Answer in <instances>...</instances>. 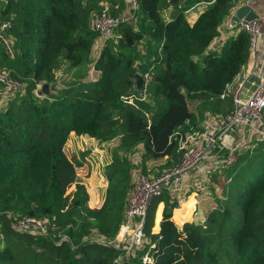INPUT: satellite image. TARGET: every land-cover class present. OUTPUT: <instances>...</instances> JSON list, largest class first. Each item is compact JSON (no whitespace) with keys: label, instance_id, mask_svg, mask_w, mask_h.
Instances as JSON below:
<instances>
[{"label":"trees","instance_id":"1","mask_svg":"<svg viewBox=\"0 0 264 264\" xmlns=\"http://www.w3.org/2000/svg\"><path fill=\"white\" fill-rule=\"evenodd\" d=\"M201 1L138 0L132 9L126 0H0V24H10L0 72L23 84L7 91L0 82V264H114L125 251L95 239H115L137 177L177 166L181 136L208 115L233 112L229 85L250 60L251 37L232 27L218 41L240 0H215L190 24L184 10ZM106 4L129 17L110 38L93 25ZM136 73L150 77L145 99ZM72 132L100 142L120 137L100 208L89 206L81 162L65 151ZM256 143L213 177L222 194L203 222L180 227L172 219L178 198L169 190L154 198L146 240L125 264H144L145 253L146 264H264V141ZM26 217L48 220L47 231L15 230L12 222Z\"/></svg>","mask_w":264,"mask_h":264},{"label":"built area","instance_id":"2","mask_svg":"<svg viewBox=\"0 0 264 264\" xmlns=\"http://www.w3.org/2000/svg\"><path fill=\"white\" fill-rule=\"evenodd\" d=\"M126 1L130 8L136 9L138 7V0ZM214 1L206 0L198 4L207 6ZM243 1L240 0L237 8H240ZM170 9H172V6H170ZM189 11L185 9L184 13L187 14ZM128 18L124 15L113 16L109 12V5L106 4L103 6L101 12L94 16L93 25L103 38H110L115 37V28L118 23ZM9 25L8 22L0 24V38L3 37V32ZM234 27L237 30H245L250 34L252 51H255L261 33L260 20L258 18L252 20L240 19ZM251 73H255L260 77V83L254 91L243 86ZM142 76L144 87L141 92L142 99H145L147 97L146 88L150 77L148 74ZM0 82L2 88L7 91H15L23 87V84L9 78L4 72H0ZM124 98L129 103H134L137 96L129 95ZM233 100V112L225 117L217 118L220 120H216V124L210 130H195L180 137L179 147L183 152V156L177 166L165 170L155 177L145 175L137 177L128 196L124 221L115 239L105 240L98 237L95 239L125 251L116 261L125 264V260L129 254L141 247L145 242V218L154 198L160 196L165 190H169L173 194L180 193L182 182L192 171H197L205 176L213 172H225L236 162L243 149L244 151L248 149L249 135L254 138L255 143L257 140L264 141V58L251 71L242 73L238 78V85L234 92ZM235 133L241 135L234 138L232 142H229L228 136ZM255 143L251 147L256 146ZM224 150H226L225 153H223ZM181 199H185V196ZM180 200L178 198V201ZM47 223L48 220L46 219L26 217L14 220L12 226L17 231L40 233L47 231ZM1 239L2 234L0 233ZM142 260L146 264L152 261V257L148 253H145Z\"/></svg>","mask_w":264,"mask_h":264},{"label":"crops","instance_id":"3","mask_svg":"<svg viewBox=\"0 0 264 264\" xmlns=\"http://www.w3.org/2000/svg\"><path fill=\"white\" fill-rule=\"evenodd\" d=\"M194 3L193 5H191V10L186 14V18L187 21L190 24H193L196 19L198 18V16L200 15V13L205 9V5L203 4H198ZM248 5L252 10H254L257 14V18L260 20L261 23V30H260V35H259V43L258 46L256 48L255 51H252L250 60L248 61V63L243 67V70L241 72L245 73V72H249L252 70V68L255 65H258L264 58V0H244L243 3H241V7ZM238 9V8H237ZM235 9L234 12L237 10ZM233 12V13H234ZM232 13V14H233ZM223 26H227L228 28L226 29L225 33L221 35L220 39L218 41H223L225 39V37H227L228 35L233 33V29L232 24H231V16L225 21V23L223 24ZM2 39L4 41H2L4 43V45L10 50V40L5 38L4 36L2 37ZM101 42L99 41L98 44H100ZM216 44V43H215ZM214 44V45H215ZM98 75V71H95L94 68H91L89 76L91 78H95ZM240 74L238 75L239 77L241 76ZM236 77L234 79V81L229 85L230 86H235L234 87V92L237 88L238 85V78ZM253 84V83H252ZM234 92L233 96H234ZM218 117L216 116H211L208 115L205 120L202 123V126L200 129V131H207L210 130L214 124H216V120L219 121L220 119H217ZM188 133V132H187ZM239 135L238 133L235 134H231L230 136H228L229 138H231L232 140L234 138H237ZM81 139L82 142L84 141H88L91 140L94 147L93 149H91V153H89V156H93L94 154L97 155H101V157L103 158V162H105L102 166L100 175L102 178H98L97 175L92 174V176L90 178L87 179H82V181H86L84 182L86 185L89 181V183L91 184L90 187H88L89 190V206L91 208H100L102 206V204L104 203L105 200V193H106V188L108 185V181L105 179L104 177V168L105 166L111 161L112 155L110 154L109 149H107L106 147V143H110L113 140H117V144L119 145L120 143V137H117L113 140L110 141H106V142H100L98 139L94 138V137H90V136H86V135H77L74 132H72L70 134V137L67 141V146L70 145L71 143H73V141H80ZM248 139L250 140L248 142V148L254 144V138L249 135ZM95 141V143H94ZM101 146V149L98 148V145ZM257 144V143H255ZM88 156V157H89ZM222 172H213L208 174L207 176L200 174L197 171H192L190 174H188L184 181L181 184V192H177V194H173L174 196H176L177 198H179V200L181 198H183V196H185V199H181L179 201V205L178 207H175L173 210V216L172 219L173 221L180 227H182L186 222H203L207 213L209 212V210L213 207V205L215 204V199L217 197H220L222 194V189L219 185L218 182H215V180H213V177L216 176L217 178H221V174ZM100 179L103 181V184H99L97 185L96 183H98L100 181ZM97 185V186H96ZM100 186V187H99ZM221 189V190H219ZM163 208H164V203H159L157 208H156V213H155V225L153 227V231L154 232H158L159 228H160V221L162 219V213H163Z\"/></svg>","mask_w":264,"mask_h":264},{"label":"rangeland","instance_id":"4","mask_svg":"<svg viewBox=\"0 0 264 264\" xmlns=\"http://www.w3.org/2000/svg\"><path fill=\"white\" fill-rule=\"evenodd\" d=\"M190 8L191 7L189 6L187 9L191 10ZM227 28H228L227 26H222L221 27V33L224 34ZM234 87L235 86H230L229 90L231 92H234ZM4 100H6V98ZM191 107L193 108L194 104L191 103ZM82 140L83 139H81L80 141L79 140L78 141L75 140L70 145H68V146L65 145V151H66L67 155L69 156V158H71L74 161L81 162V165L78 166V168H77V176H78V178L81 179V180L82 179H87V178H90L92 176V174L97 175L98 178H102L101 175H100V172H101L103 164L105 163V162H103V158L101 157L100 154L97 155V154H94V153H93V156H89L90 155L89 153L92 152L90 148L93 149L94 145L92 143H90V142H92L91 140H88V141L86 140L84 142H82ZM228 140H229V142L233 141L229 137H228ZM94 143H95V141H94ZM117 143L118 142H117L116 139L111 141L110 143H106V147H107V149H109L111 155H113V152L116 150V148L118 146ZM97 145H98V142H97ZM98 148L101 149V146L98 145ZM243 152H245L244 149H243ZM224 173L225 172L220 173L221 176H223ZM104 177H105V174H104ZM105 179H106V177H105ZM83 182H86V181L83 180ZM215 182H217V180H215ZM96 184L97 185H99V184L102 185L103 181L100 179V181L98 183H96ZM90 186H91V184L88 181V183L86 185L88 192L90 190L88 187H90ZM219 190H221V189H219Z\"/></svg>","mask_w":264,"mask_h":264},{"label":"water","instance_id":"5","mask_svg":"<svg viewBox=\"0 0 264 264\" xmlns=\"http://www.w3.org/2000/svg\"><path fill=\"white\" fill-rule=\"evenodd\" d=\"M257 18V14L254 10H252L248 5H245L241 8H238L232 15H231V24L232 26H235L236 22H238L240 19L244 20H252ZM0 40L4 41L2 38ZM118 42L121 47L125 46L124 39L122 37H118ZM195 58L194 56L192 57ZM134 87L135 89L141 91L144 87V80L141 73H136L134 75ZM253 83V84H252ZM260 83V77L256 75L255 73H251V75L248 77L247 80H245L243 86L245 88L250 89L251 91H254L257 88V85ZM42 90L45 92L49 91V85L47 83H44L42 86ZM42 91L40 90L39 93ZM114 264H124L120 261H115Z\"/></svg>","mask_w":264,"mask_h":264}]
</instances>
